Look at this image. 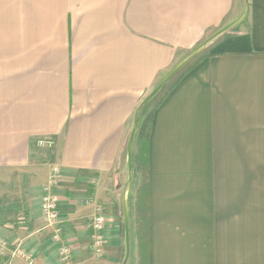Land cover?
<instances>
[{"label":"crops","instance_id":"1","mask_svg":"<svg viewBox=\"0 0 264 264\" xmlns=\"http://www.w3.org/2000/svg\"><path fill=\"white\" fill-rule=\"evenodd\" d=\"M245 7L152 106L147 159L133 170L129 259L264 264V0H0V238L28 258L5 250L1 263H122V152L137 113ZM97 211L94 256L87 222Z\"/></svg>","mask_w":264,"mask_h":264},{"label":"water","instance_id":"2","mask_svg":"<svg viewBox=\"0 0 264 264\" xmlns=\"http://www.w3.org/2000/svg\"><path fill=\"white\" fill-rule=\"evenodd\" d=\"M246 15V7L242 11V13L232 20L231 22L225 24L214 33H212L208 38L203 40L200 44L192 48L189 52H187L178 62H176L160 79L158 84L152 90V92L144 99L142 104V110L146 106V104L156 95L158 94L165 85L181 70L183 69L190 61L196 58L199 54H201L214 40H216L223 33L227 32L229 29L233 28L237 25ZM142 113L138 120L133 125L128 140L126 144L125 151V164L127 170V179L126 186L122 196V214H123V229H124V240H125V251L121 264H126L128 256H129V222H130V205L129 199L132 191L133 184V176L134 172L132 169V150H133V141L136 135V132L140 125Z\"/></svg>","mask_w":264,"mask_h":264},{"label":"built area","instance_id":"3","mask_svg":"<svg viewBox=\"0 0 264 264\" xmlns=\"http://www.w3.org/2000/svg\"><path fill=\"white\" fill-rule=\"evenodd\" d=\"M48 141H39L40 145L47 144ZM59 168L57 166H52L51 170V180L52 184H55L59 179ZM41 210L42 215L45 222L51 224L55 223L58 219V206H57V198L52 192L51 188H48L44 191L41 199ZM105 219L104 216L100 211H97L92 217L88 219V228L91 231V241H90V249L94 256H99L102 252V245H103V235L102 231L104 228ZM52 238L58 244V252L60 259L63 262L69 261L71 258V248L70 246L65 243L61 229L58 225H56L52 231ZM5 250H8L10 257H20L23 259H28L26 254L23 252L22 249L19 247H15L9 249L6 242L0 238V254H2ZM0 264H8L1 263Z\"/></svg>","mask_w":264,"mask_h":264},{"label":"trees","instance_id":"4","mask_svg":"<svg viewBox=\"0 0 264 264\" xmlns=\"http://www.w3.org/2000/svg\"><path fill=\"white\" fill-rule=\"evenodd\" d=\"M188 67L181 69V73L183 74ZM170 83V82H169ZM173 83V82H171ZM171 84L168 86L170 88ZM157 95V94H156ZM155 95V96H156ZM154 96V97H155ZM164 96H160V99ZM150 114L148 117L144 118L136 132L134 141H133V150H132V169L140 168L144 166L146 159H147V152H148V136L150 130Z\"/></svg>","mask_w":264,"mask_h":264},{"label":"rangeland","instance_id":"5","mask_svg":"<svg viewBox=\"0 0 264 264\" xmlns=\"http://www.w3.org/2000/svg\"><path fill=\"white\" fill-rule=\"evenodd\" d=\"M208 51V49L207 50H205L204 51V53H206ZM180 73V72H179ZM179 73H177V74H179ZM177 78V75H175L173 78H172V80L170 81V83L169 84H171V82H173L175 79ZM169 84L168 85H166V87L155 97V98H153L151 101H149L147 104H146V106L143 108V110H142V107L140 108V110L138 111V113H137V116H136V118H135V122L138 120V118L140 117V115H141V113H142V118L140 119V122H141V120H143V118H146V117H148L149 116V114H150V112H151V109H152V106L154 105V103L156 102V100H158L159 99V96H161V94L163 93V91L169 86ZM125 151H126V144H125V146H124V149H123V152H122V163H123V166L125 165ZM124 173H125V176H126V170H125V166H124ZM126 179V178H125ZM140 188V187H139ZM130 258V256H128V259H127V262H126V264H131V261L132 260H130L129 259ZM130 260V261H129ZM130 262V263H129Z\"/></svg>","mask_w":264,"mask_h":264}]
</instances>
